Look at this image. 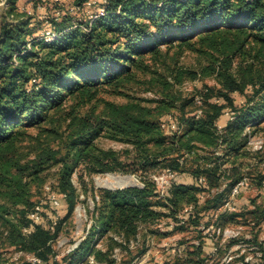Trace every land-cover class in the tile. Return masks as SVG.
Masks as SVG:
<instances>
[{"label": "trees", "instance_id": "16d2710c", "mask_svg": "<svg viewBox=\"0 0 264 264\" xmlns=\"http://www.w3.org/2000/svg\"><path fill=\"white\" fill-rule=\"evenodd\" d=\"M88 1L75 0V5L82 9ZM97 3L103 11L90 25L88 18L79 17L81 10L52 19L57 36L49 41L35 37L43 22L34 23L19 0L0 4V263L8 247H18L40 261L23 264L50 262L52 240L74 215L79 197L74 175L79 173L94 207L87 234L66 264H91L92 259L95 264H115L112 255L117 247L130 251L140 234H161L153 227L163 217L174 221L165 234L193 227L200 241L160 264H214L235 240L223 242V234L213 235L216 251L206 256L202 237L206 228L214 223L223 232L240 224L257 239V225L264 220V201L256 198L247 208L215 216L243 179L264 191V168L248 162L259 153L248 148L250 139L264 124V0ZM186 51L204 61L195 68L183 66L180 57ZM161 67L168 72L162 73ZM149 74H157L154 80L163 86L160 107L179 110L177 129L169 135L154 109L139 101H108L101 111L94 104L103 90L123 94ZM211 77L218 86L205 84L192 96L174 92L188 79ZM236 94L243 96L242 103L236 102ZM71 100L74 104L66 110ZM89 104L94 105L86 113L77 111ZM44 124L49 126L44 131L65 138L66 153L61 156L60 150L41 144L27 159L20 154V145L30 137L29 129ZM64 124L66 134H61ZM103 135L130 144L135 160L125 162L115 150L101 147ZM59 162L54 189L60 206L65 201L68 210L56 224L54 212L60 206L48 197L35 202L33 185L42 187L44 172ZM161 168L173 170L176 178L189 174L193 181L175 178L161 196L149 176ZM117 171L139 172L142 185L107 189L92 184L88 188L85 182L86 175ZM37 206L40 220L30 216ZM187 206L193 210L181 219ZM105 239L107 246L100 248ZM146 252L142 245L139 255Z\"/></svg>", "mask_w": 264, "mask_h": 264}, {"label": "rangeland", "instance_id": "374dc122", "mask_svg": "<svg viewBox=\"0 0 264 264\" xmlns=\"http://www.w3.org/2000/svg\"><path fill=\"white\" fill-rule=\"evenodd\" d=\"M19 1L20 6L22 7L30 2V0ZM98 6L99 4L95 3L89 6L88 9L94 11L98 8ZM33 13L36 17V22H39V16H43L45 14L54 16L52 9L38 8L37 6L34 8ZM88 15L89 14L87 13V11H85L84 13H81L79 17L87 18ZM41 26H43V24H41ZM170 55H173V52ZM200 61L204 60L201 59V57L197 54L190 51H186L184 55L180 57V64L186 67L195 68L199 65ZM160 70L162 73L168 72L164 67H161ZM157 77V74L141 76V81L131 84L123 89V94L117 93L111 89H105L100 93L98 100L94 104L98 106L97 110L101 111L108 101L120 104H124L130 100L139 101L143 105L154 109L155 118L159 120L161 124H165L164 131L169 135L172 132V128L170 127L168 116L173 115L174 118L176 116H179V110L177 108H171L170 110H167L160 107V102L158 100L163 98L164 91L162 84L158 80H154V78ZM205 84L209 86H218L217 81L214 77L205 79L200 78L197 80L188 79L182 84L176 85L174 87V92L178 96H192L199 92V90L204 87ZM235 98L238 104L242 103L244 99L240 94H236ZM73 104V100L69 101L65 105V107L67 108L66 110H70ZM94 104L77 107V111L81 114H84L87 111L91 110ZM66 125L67 124H64L63 130H60V132H62L61 134H66L64 129ZM47 127L49 126L47 124H44L40 127L29 129L28 132L30 134V137L20 145L21 155L25 156L27 159L33 158L41 144L45 146L50 144L51 147L60 150L61 156L66 153L65 138L57 137L51 132L44 131V129ZM99 144L103 148L115 150L119 158L125 162H133V160H135L132 151L133 148L130 144H127L120 140L109 138L105 135H103L99 139ZM248 148L254 152L259 151L258 154H254L253 160H250L248 162H252V164H254L255 166L259 165L260 168H264V161H262V158H264V124L262 125V128L251 137ZM60 165V162L56 163L44 172V183L42 187L37 182L34 183L33 199L35 202L47 198L49 194L48 192L50 190L57 193V191H55L54 189V185L57 184L58 170L60 168ZM164 170L165 169L161 168L155 171H150L149 176L151 177V179H153L154 175L160 174ZM176 180L178 182L186 183H190L193 181L189 174L178 175ZM85 182L88 188H90L92 184L96 188L116 189L126 186H141L142 177L139 172L132 173L126 171H117L96 174L92 177L86 175ZM74 183L79 194L74 215L69 220L62 223L60 230H58L56 238L52 240L53 255L51 256L50 262H42L39 264H66L67 256L73 249L77 247L79 241L83 239V237L87 234V230L89 229L92 221L90 210H92V208L94 207V201L90 195V192H88V194L85 193V184L82 185L79 182V173H76L74 175ZM249 183L250 184L244 188L242 194L236 200V205H238V207H240L241 209L249 207V205L252 204L251 201L255 198L260 202L264 201V191L260 190L254 183H252V181H249ZM161 208L165 212H168V208ZM67 210V203L63 201L62 206H60L54 212V214L57 216L55 218L56 224L66 215ZM215 218L216 217H213V222ZM207 219L208 216L205 217L203 221L206 222ZM171 221V218L163 217L160 220L159 224L153 227L155 230H159L161 234H152L148 235L147 237L144 234H140L139 241H133L131 243L130 251L117 247L112 255L113 258L116 259L115 264H160L176 253L184 254L187 248L193 249V244H197L200 241V238L197 237L198 235L196 231L193 230V227H190L189 229H185L183 231H173L172 233L165 234L172 229V227L169 225ZM200 228L204 229V226L202 225ZM227 228L229 232L226 234V237H230L231 235H233L235 233V230L237 229H240L242 231H248L249 229L248 226L240 224H231ZM55 230L56 229H54V231ZM213 231V227H210V230L205 229L202 234L204 254L206 256L211 255L215 252V238L213 237V234L214 236L217 235L213 233ZM106 240L107 239L99 244L100 248H105L107 246ZM142 245L147 248V252L144 255H139L138 252L142 248ZM174 249L180 251H177L175 253ZM236 249L237 247L234 246L232 248V251H235ZM6 250L7 253L4 254L3 264H23L26 261L34 262L35 256L25 253L18 247H8ZM226 259L227 255L225 254L220 261L219 258H217L214 264H223L225 263ZM91 264H95L93 259L91 260ZM210 264H213V262H210Z\"/></svg>", "mask_w": 264, "mask_h": 264}, {"label": "built area", "instance_id": "2783aa9c", "mask_svg": "<svg viewBox=\"0 0 264 264\" xmlns=\"http://www.w3.org/2000/svg\"><path fill=\"white\" fill-rule=\"evenodd\" d=\"M5 0H2L1 4H4ZM97 3V0L88 1L85 4V7L80 9L75 5V0H30L28 4L23 7H20L22 10L28 12L30 15L34 16V23L36 17L33 13L34 8L37 6L38 8L44 9H52L53 15H43L39 16L40 21L43 22V28L40 32L36 33L35 37L45 39L46 41L52 40L57 36V33L53 27L52 19L60 20L63 17V14L67 11L71 12H79L84 13L87 11L89 14L87 18L89 19V25L93 22V20L103 11V8H98V10H89L88 7ZM33 23V24H34ZM87 29V28H85ZM196 101L201 103V98L196 97ZM200 112V111H199ZM168 120L170 122V127L172 131L177 129V121L173 117V115L168 116ZM164 127L165 124H162ZM176 178V172L171 169H165L162 173L154 175L153 180L156 182L157 190L161 196L167 194L168 188L171 186L172 181ZM248 186V179L245 178L236 184L231 192L229 198L220 206L215 216L218 215V212L227 211L233 212L237 210L239 207L236 205V200L239 198L243 188ZM49 188V187H47ZM48 198L53 202L55 206H60L61 200L59 195L56 192L50 190L48 192ZM39 206L36 207V210L32 211L30 216L35 220H40L39 214ZM193 206H187L183 212L179 215L181 219L187 218L189 214L192 212ZM254 224V222H253ZM171 227L174 225V221H171L169 224ZM264 220L260 222V225H257L256 231H260L259 237L257 239L254 238L253 234L249 231L235 230V233L230 237H226V234L229 232L228 228H226L222 232V228L220 226H216L213 223V233L217 236L223 234V241H227L229 239L235 240L233 246L226 253L227 259L225 260V264H264ZM210 230L209 228H206ZM214 235V234H213ZM226 237V238H225ZM226 239V240H225ZM236 246L237 249L232 251V248ZM180 250H175L176 253ZM216 251V247H215ZM34 262H40L37 258H34Z\"/></svg>", "mask_w": 264, "mask_h": 264}, {"label": "crops", "instance_id": "0c3cea01", "mask_svg": "<svg viewBox=\"0 0 264 264\" xmlns=\"http://www.w3.org/2000/svg\"><path fill=\"white\" fill-rule=\"evenodd\" d=\"M19 3H20V1H19ZM19 6H20V4H19ZM20 7H22V6H20Z\"/></svg>", "mask_w": 264, "mask_h": 264}]
</instances>
